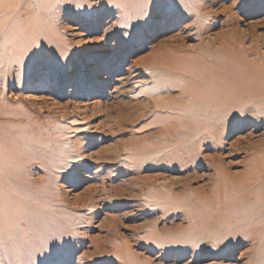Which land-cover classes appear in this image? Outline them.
I'll use <instances>...</instances> for the list:
<instances>
[{
  "label": "rangeland",
  "instance_id": "obj_1",
  "mask_svg": "<svg viewBox=\"0 0 264 264\" xmlns=\"http://www.w3.org/2000/svg\"><path fill=\"white\" fill-rule=\"evenodd\" d=\"M72 1L47 18L0 0V137L70 156L19 163L67 211L41 264H264V0H142L128 26ZM162 58L175 72L151 78ZM209 104L217 127L180 129L179 109L209 122Z\"/></svg>",
  "mask_w": 264,
  "mask_h": 264
},
{
  "label": "bare ground",
  "instance_id": "obj_2",
  "mask_svg": "<svg viewBox=\"0 0 264 264\" xmlns=\"http://www.w3.org/2000/svg\"><path fill=\"white\" fill-rule=\"evenodd\" d=\"M42 1L43 0H36V2L41 4L45 16L49 18L50 11L53 12L55 9V2H63L65 0H46L47 6L49 2L52 4L54 3L52 9H50L51 6L46 8L45 3H43L45 0ZM92 1L94 0H73L71 4L75 6L76 15L80 17V15L84 16L94 12L90 9L93 5ZM98 4L100 10L103 9L102 7H105L110 17L115 16L117 18L116 23L119 26H128L126 23L129 21V17L125 19L126 16H132V22L135 23L133 18L137 20V17L139 18L140 16L138 13H142L140 5L143 4V10L146 7V4H144L142 0H98ZM150 7L151 5L148 4L146 13H150ZM139 21L143 22L142 20ZM47 28L50 32L53 30L51 24H49ZM157 65L161 69L156 67L158 70L157 72L153 73V71H151V78L156 79L158 76L169 75L170 73L173 74L176 70V67L170 64V58H162L157 62ZM215 87L219 90L221 86L219 87L217 85ZM215 92L217 94L219 91L216 90ZM257 99H261L259 98V94L252 98L249 103L255 102ZM244 100H246V98ZM153 103L156 106L161 105L159 104L160 102L157 103L154 101ZM258 104L263 105L264 99L258 101ZM209 106L212 107L211 111L214 114L212 118L208 119L209 122H197L193 120L187 107L179 109L181 113L177 117V121L180 124V129H190L192 125L205 127L211 121L217 120V118L220 120L221 116H223V112L220 114V111L225 107L220 104H217V106L209 104ZM163 108L173 109L171 106H165ZM174 121L176 123V117H174ZM212 124L214 127L219 125L215 124V122ZM174 127L177 126L174 125ZM204 127H202L203 130L206 129ZM17 140V138L13 139L7 137V141L5 140L3 143L2 137H0V255L5 259L6 256L10 254L9 257L14 260L15 264H41L43 261L42 259L47 257L52 248H55L56 244L58 246L67 239L62 234V221L67 220V218H65L67 211L54 205L53 203H56L57 199L53 198L54 196L47 197V195L44 194L45 191H41L43 188L42 186L33 183L27 184L28 182L26 178H24L22 170L19 169V163L25 162L27 164L30 161L37 160L46 172V170L60 169L65 165L63 162L65 158L68 160L70 156H67V152L64 148L57 149L55 153L54 139H50L48 136L45 138L40 136L31 144H29L28 141L24 142V146H22V143H19L20 147L16 145ZM52 154H54L55 157L49 159V156ZM258 183V179L254 178L253 185L255 186ZM214 244L218 243L213 239L212 245ZM8 246L9 249L7 248ZM24 258H28L29 260ZM49 260L50 258H46L45 262Z\"/></svg>",
  "mask_w": 264,
  "mask_h": 264
},
{
  "label": "snow or ice",
  "instance_id": "obj_3",
  "mask_svg": "<svg viewBox=\"0 0 264 264\" xmlns=\"http://www.w3.org/2000/svg\"><path fill=\"white\" fill-rule=\"evenodd\" d=\"M140 9H141V12H143V4L140 5ZM33 55L40 56L41 53L37 51V52H34ZM192 264H195V261H193Z\"/></svg>",
  "mask_w": 264,
  "mask_h": 264
}]
</instances>
